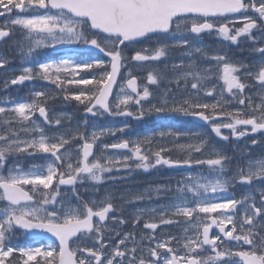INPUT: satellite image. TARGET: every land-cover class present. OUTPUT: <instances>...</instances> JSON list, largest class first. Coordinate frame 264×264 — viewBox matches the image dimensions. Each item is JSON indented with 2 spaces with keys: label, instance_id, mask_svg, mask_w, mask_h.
<instances>
[{
  "label": "snow or ice",
  "instance_id": "1",
  "mask_svg": "<svg viewBox=\"0 0 264 264\" xmlns=\"http://www.w3.org/2000/svg\"><path fill=\"white\" fill-rule=\"evenodd\" d=\"M0 17H7L0 24V41L18 33L15 48L26 65L20 75L3 79L5 89L25 81L43 80L63 92L65 101L78 102L92 116L101 114V109L111 116L135 120L153 113H171L205 122L223 140L229 137L222 135L221 129H230L237 139L264 133V46L252 48L261 59L249 65L224 54L209 55L201 47L193 49L188 38L215 32L232 44L247 38L255 45L253 30L259 31V39L264 40V0H0ZM159 36L168 39L157 40L153 48L133 49L129 58L130 45ZM60 45L95 49L108 59H37L42 50ZM176 48L189 57L194 51L205 60L215 61V65L202 67L194 61L173 64L177 74L168 82L176 84L178 94L166 88L158 97H154L149 85L159 86L167 78L165 73L159 68L148 70L147 83L141 90L129 69L127 90L121 86L115 104L110 102L113 85L129 62L143 67L166 58ZM10 62L0 56V69ZM94 69L102 70L99 78L81 75ZM213 78L222 81L220 96L213 102H204L203 97L215 95L216 85L208 86ZM73 85L81 87L71 91L69 86ZM252 87L257 89L258 103L245 95L246 89ZM224 93L231 100H226ZM29 95L30 99L22 102L10 101L11 107L0 106V264H264V187L242 199L216 195L238 183L264 185V155L248 154L229 175L231 158L211 143L209 135L198 131L181 132L169 126L135 140L104 144L102 137L123 133L129 125L100 129L93 126L89 133L85 121L83 127L69 126L49 136L44 125L63 123V114L53 116L47 107L55 94L33 90ZM232 102L241 107L225 110L224 106ZM36 113L42 124L36 122ZM221 117L226 122H218ZM240 126L246 127L240 130ZM156 136L174 138V149L160 146L154 150ZM181 137L186 138L184 143L179 142ZM77 140L82 145L69 147ZM251 143L256 145L258 141L253 139ZM108 150H127L131 155L113 157L106 155ZM173 150L178 152L177 158L165 155ZM40 154H45L44 163L24 167L25 157ZM194 154L204 158H195ZM9 157L14 158L11 165L7 163ZM129 161H135V168L144 171L158 166H207L206 172L189 173L178 180L175 190L155 189L157 194L171 193V199L159 208L137 209L131 217L133 228L143 220V229L147 230L142 231L139 240L135 233L121 235L119 226L129 221L122 215H111L123 212L113 194L85 200L76 187L85 181L98 185L104 181L105 173L130 167ZM257 191L259 206L254 194ZM145 198H151L150 191L135 194L128 202ZM241 208L243 215L238 220L236 213ZM177 217L185 218L183 234H164L157 239V229L179 223L174 219ZM213 226L218 232L210 235ZM45 234L54 241L45 244ZM21 235L29 237L31 243L22 246L18 242ZM112 240L116 241L114 247Z\"/></svg>",
  "mask_w": 264,
  "mask_h": 264
},
{
  "label": "flooded vegetation",
  "instance_id": "2",
  "mask_svg": "<svg viewBox=\"0 0 264 264\" xmlns=\"http://www.w3.org/2000/svg\"><path fill=\"white\" fill-rule=\"evenodd\" d=\"M249 15H252L251 12L248 13ZM7 19V17H2L0 19V24H3L4 21ZM236 26H242L241 24H237ZM253 35L257 37V41L255 45L251 40H248L247 38H241L240 42L238 44H232L230 41H224L222 38L218 37L215 32H213L211 35H209L207 32L201 34L198 38L194 36H189L188 38L191 41L193 49L196 47H201L206 50V52L209 55H215L217 49V46H222L225 47L227 50L225 52L219 51L216 54H224L227 55L231 60H239L243 61L249 65L253 64H258L261 57L259 53H255L252 51L253 47H261L264 46V40H260V35L261 33L257 30H253ZM19 39V34L17 33L16 36H13L10 39H6L4 41H0V56H5L7 57L11 62L9 65L6 66L4 69H0V106L4 107H11L10 101H16V102H22L24 100L30 99V92L33 90H44L48 91L49 94H55V98L52 100H49L48 102V109L50 111V114L53 116H58L63 114V123L62 125H44L45 132L49 136H54L59 132L64 131L67 129L69 126L75 127L76 123H79L80 117L82 118L81 114V108L80 104L74 100H64V93L60 92L59 90L55 89L54 85L49 84L46 81H41V80H34V81H25L23 84L20 85H11L7 89L3 87L2 81L5 77H13L16 75L21 74V69L23 66H26L22 64L21 58L19 55L18 50L15 48V42L16 40ZM167 37L164 36H159V37H154L153 39H150L147 43L146 41H142L141 43L135 44V45H130L129 48L127 49L129 58L132 54V50L135 49H140L142 47H149L152 44L154 47L156 46L157 40L159 41H165L167 40ZM66 51L64 52L65 56L72 57L74 59H80L81 57L84 58H96V50L95 49H85L81 46L75 45V46H67ZM77 53H82V56L76 55ZM59 54L58 52H50L47 54V58H43L41 61H46V60H53V59H58L61 57H52ZM188 60V61H187ZM181 61H183L185 64H188L189 62H195L198 66L202 67H208L209 65H215V61H210V60H205L200 54L195 53L193 51V55L191 57L186 56L183 54V50L176 48L170 50L168 56L166 58H162L158 62H154V68H159V70L163 73L166 74V79L165 81H168L169 79H173L175 75L177 74L176 72L173 71L172 65L173 64H180ZM215 68H213L214 71ZM216 71V69H215ZM138 78L140 81L143 83L144 81L147 82V73L145 66H143L142 70H140L138 73ZM250 83H255L254 81H250ZM181 84L183 82L181 81ZM209 84L211 85H216V89L218 91L217 98H219L220 93L219 91L221 90L222 86V81H219L216 78H213ZM208 84V85H209ZM164 80L159 84V86L156 85H149L150 90L151 89H156L154 91V97H157V90L163 89V87L170 88L173 90L174 93H177V86L175 83L169 84V86H164ZM71 91H77L78 87L81 86H69ZM190 87V85H189ZM219 87V88H218ZM257 89L255 87L248 88L245 91V95H251L253 97V100H256V94L255 92ZM156 93V94H155ZM178 94V93H177ZM186 95V93H184ZM203 96V93H201ZM224 97L226 100H231V97L228 96L227 93H224ZM205 101V97H203ZM155 100V98H154ZM239 104L237 102H232L230 104H226L225 110L232 111L234 109L239 108ZM97 116V115H96ZM102 115H98L97 117H100ZM37 120H42L41 117H39V114L36 113L35 117ZM70 118V119H69ZM219 122H226V118L221 117ZM43 122V120H42ZM189 123L192 125V127L195 128H207L209 125H206L205 127H200L199 125L193 123L189 119ZM19 127V125H17ZM240 130L242 129V126H240ZM222 135L228 136V140H223L220 138L218 142V147L219 150H221L224 154H226L228 157L231 158V171H229V175L233 171H235V166L237 163L243 164L245 157H247L248 154H250L252 157H259L261 155H264V134L258 133V134H249L247 136L241 137L239 139L233 137L231 135V130L230 129H221ZM21 136L23 137L24 134L21 133ZM253 139H256L258 143L256 145H253L251 142ZM75 144H80V141L77 140L74 142L73 145H70L69 147H74ZM45 154H40L38 155L40 159H44ZM13 157H9L8 159V164L11 165L13 163ZM33 157H25L24 158V167L27 168L30 164H33ZM6 171V169H5ZM139 175H137L134 178H129L128 176L122 177V181L119 182V178H114L113 181H110L108 183V189L111 191L116 192V188H118V193H121L123 186H126L128 181L132 184V181L138 180ZM133 177V176H131ZM131 179V180H130ZM148 180V179H147ZM124 182L123 184H121ZM137 182V181H136ZM135 184V183H133ZM67 187V186H65ZM62 187V188H65ZM77 190L81 197L85 200H91L90 194L92 191L89 189L87 184H77ZM81 187H83L81 189ZM264 187V185H261L259 182H254L253 185H243V184H236L235 187L229 188L227 192H223L222 194L225 197H234L236 199H242V197L249 193L252 192L254 189ZM107 188V185H106ZM70 192V188H68ZM96 193V192H93ZM256 195V202L257 205L259 206L260 201H259V192H254ZM122 198H127V197H122ZM116 203V202H115ZM117 205V204H116ZM118 208L120 206L117 205ZM239 207V206H238ZM112 215H118L117 213H113ZM217 215V214H215ZM243 215V209L241 208L237 213L236 217L237 219H241ZM111 223V222H110ZM127 225H121L120 230L127 229ZM228 228H231V225L228 226ZM217 233L216 230L213 231V234ZM18 242L22 246H26L27 244L31 243V240L27 236H18ZM116 242H111V246H115ZM144 244H147L148 241H144ZM234 243V242H233Z\"/></svg>",
  "mask_w": 264,
  "mask_h": 264
},
{
  "label": "rangeland",
  "instance_id": "3",
  "mask_svg": "<svg viewBox=\"0 0 264 264\" xmlns=\"http://www.w3.org/2000/svg\"><path fill=\"white\" fill-rule=\"evenodd\" d=\"M60 46H64V45H60ZM48 50H51V49L42 50L40 55L37 57V59L41 60L40 57L43 56V54H45ZM97 52H99V51L97 50ZM97 57H98V54H97ZM46 58L47 57H45V59ZM142 68L143 67L136 66L135 62H129L128 66L124 68V72H123L124 77L128 76L127 74L129 72V69H131L132 74H136L140 70H142ZM91 71H95V72H93L95 74H91V76L95 75L96 78H99L102 70L94 69ZM214 71H215V69H214ZM81 74H83V73H81ZM84 74L88 75V72H85ZM41 81H43V80H41ZM142 87H141V90H142ZM163 91L164 90H161L159 93H162ZM220 92H221V90L219 91V93ZM256 92H255V94H256ZM119 93H120V90H119ZM119 93H117V94H119ZM216 96H217V91L215 90V95L213 97H206V98L208 99V102H213L215 100ZM257 98L258 97L256 95V99ZM114 104H115V102L113 103V105ZM80 108H81V110H84V106L80 105ZM132 110L133 111L136 110L135 105H132ZM168 115H170V116H168ZM153 116L157 117L154 122H158L154 126H153ZM174 117L175 116H173V114H171V113H163V114L153 113L152 115L148 116V118H150L152 120L151 125L149 127L150 129L147 128L146 126H141V121L146 122L144 119L143 120H135V119L130 120L129 119L127 121L125 119H123L119 122H116V121L108 122V120H106L104 117H99L97 120H90L87 118L86 121H87L89 133H91L93 126H95L97 129H100L103 127L119 128V127H122L125 123H127L129 125V127L123 133L117 132L116 135H114V136L107 135V136L102 137V140H101L102 143L111 144V143L118 142L122 139L135 140L138 138H142L146 135H150L153 132H157L158 130H160L162 128L169 127V126L172 127L173 129H178L181 132H190L186 129H182L181 126H183L184 123H181V121L180 122L175 121ZM35 120L37 123H41V124L43 123L42 120H37L36 118H35ZM118 120H120V119H118ZM183 121H184V118L182 117V122ZM147 124L148 123L146 122V125ZM83 125H84V122H81L82 127H83ZM142 128L145 130L142 131ZM209 128L211 130V127H209ZM191 132H193V131H191ZM209 135L212 138H216L215 134L212 133L211 131H210ZM173 139L174 138H172V137H167V138L161 139L159 136H156L153 140V149L155 150L156 148H158L160 146H165V147H168L170 149H174ZM185 141H186L185 137H181L179 140L180 143H184ZM82 143L83 142L80 141L81 145H82ZM99 151H100V149L97 148V153H99ZM142 151H143V149H142ZM106 155H111L113 157H123L124 155L130 156L131 153L128 151L126 153H120V152H114V151L108 150ZM165 155L171 156L173 159H175V158H177V156L179 154L177 151L173 150V151L165 153ZM194 157L195 158H204L200 154H194ZM33 158H34L33 163L42 164L45 162V160L40 159L38 155L33 157ZM101 162H103V161H101ZM129 164H130V167H128V168L118 166L119 170H116V168H114L111 173H105L104 181L98 185H94L90 181H85L84 184H87L89 189L92 191V193L90 194L91 199H101L104 197V195L106 193L113 194L115 197L116 204L118 206H124L122 208L123 212L122 213L118 212V215H122L125 219H127L129 221L127 224H130V227H133V225L131 223V217L135 214L137 209H139V208H159V207L167 205L170 202L172 194L171 193L166 194L165 192H161V193L157 194L155 191L156 188H158V187L163 188V189L171 188V189L175 190V188L177 187V181L178 180H181L183 177H186L189 173L196 174V173H199L201 171L206 172V169H207V166H204V167L202 166L203 167L202 168L201 166H196V165H193L192 168L183 167L181 169H176L175 167H168V166H158L156 168H150L148 171H144L143 169L135 168V161H129ZM137 173L140 174L142 177H147V176L153 175V177L155 179L153 184H147V182H146L145 185L142 184V185L124 186L122 188L121 193H118V188H116V192L108 189V183L110 181H113L114 178H119V182H121L122 177L128 176L129 178H131V176H134ZM123 183L124 182H122L121 184H123ZM106 185H107V188H106ZM82 188L83 187H81V189ZM149 191L151 193L150 199L145 198L142 201H136L134 203L128 202V201L132 200V197L135 194L146 193ZM93 192H96V193H93ZM216 195L220 196V197H225L222 193H218ZM124 196L127 198H122ZM201 215H204V214H201ZM174 219L178 220L179 223L167 225V226H161V228L157 229V232H156L157 239L162 238V236L164 234L173 235V236H180L183 234V227H184V219L185 218L177 217ZM135 229L136 228H133L132 231H134ZM138 229L140 232L136 237L137 240H139V237H140V234L142 233V231H147V230L143 229V220L140 222ZM124 233H126V232H124ZM190 234H191V231H190ZM121 235H123L122 232H121ZM44 243L46 244L48 242H44ZM129 247H131L130 243H129ZM245 249H247V248H245Z\"/></svg>",
  "mask_w": 264,
  "mask_h": 264
},
{
  "label": "water",
  "instance_id": "4",
  "mask_svg": "<svg viewBox=\"0 0 264 264\" xmlns=\"http://www.w3.org/2000/svg\"><path fill=\"white\" fill-rule=\"evenodd\" d=\"M118 78H119V76H118ZM118 78H117V82H118ZM117 84V83H116ZM116 84H114L113 85V92H114V89H115V87H116ZM126 86V85H125ZM126 88H127V86H126ZM112 95H113V93H112ZM112 95L109 97V100L112 98ZM102 110V109H101ZM103 111V110H102ZM91 115V114H90ZM195 119V121H197V122H199V123H203V124H205V122H203V121H200L199 119H197V118H194ZM123 151H125V150H123ZM213 228H215V226H213ZM212 228V229H213ZM211 229V230H212ZM211 230H210V235H211ZM45 236L47 237L45 240L46 241H54V237H50V234H45Z\"/></svg>",
  "mask_w": 264,
  "mask_h": 264
}]
</instances>
